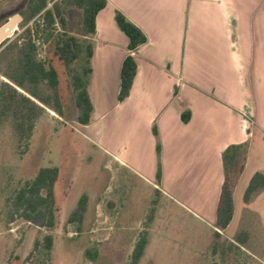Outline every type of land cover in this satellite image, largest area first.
Wrapping results in <instances>:
<instances>
[{"label": "crops", "instance_id": "1", "mask_svg": "<svg viewBox=\"0 0 264 264\" xmlns=\"http://www.w3.org/2000/svg\"><path fill=\"white\" fill-rule=\"evenodd\" d=\"M116 10L148 38L134 51L136 75L121 102L128 38L116 24ZM88 39V125H96L97 143L112 155L114 181L120 183L117 175L127 170L156 196L196 216L216 238L237 245L241 257L264 264V188L244 200L251 176L264 174V0H107ZM184 112L190 114L186 122ZM232 146H239L228 173L233 216L219 230L223 154ZM152 220L160 223L157 207ZM153 237L162 242L164 233Z\"/></svg>", "mask_w": 264, "mask_h": 264}, {"label": "rangeland", "instance_id": "2", "mask_svg": "<svg viewBox=\"0 0 264 264\" xmlns=\"http://www.w3.org/2000/svg\"><path fill=\"white\" fill-rule=\"evenodd\" d=\"M23 1L0 0V25L13 15L21 17L7 43L0 47V80L6 82L3 74L19 51L17 47L4 50L5 45L23 42L24 29L33 27L39 18L29 17ZM54 2L66 17V32L83 39L82 9L68 0H50L48 7ZM48 30L40 25L34 40L38 57L58 72L62 117L51 98L48 105L37 101L41 110L29 137L20 132L14 109L0 121V264H131L133 248L144 231L148 243L138 264H255L253 259L241 257L237 245L224 237L216 238L196 216L156 196L155 190L134 174L121 170L117 175L121 182L114 181L113 158L97 143L96 125L77 120L79 110L74 104L70 72L55 49L56 31ZM83 58L71 64L72 70H81ZM41 91L44 96L54 93L46 84L41 85ZM51 166L59 168V177L55 225L49 228L39 225L38 216L32 221L21 217L14 199L40 167ZM83 195L87 199L81 220L69 221ZM156 207L158 225L148 221ZM158 231L164 233L162 242L153 237ZM47 234L52 236L50 250L44 247ZM93 252L97 255L92 258Z\"/></svg>", "mask_w": 264, "mask_h": 264}, {"label": "trees", "instance_id": "3", "mask_svg": "<svg viewBox=\"0 0 264 264\" xmlns=\"http://www.w3.org/2000/svg\"><path fill=\"white\" fill-rule=\"evenodd\" d=\"M70 4L82 9V35L83 39L66 32V17L61 7L54 2L48 7L50 0H24L23 3L29 10V17L38 19L34 21V26H27L24 29V41L19 45L17 42H9L5 45L4 50L18 48L19 55L17 59L4 72L3 76L9 82L0 80V121L7 111L14 109L17 126L20 132L29 137L34 127L35 119L38 116L41 107L40 102L48 105L50 99H53L57 114L62 117L61 104L57 87L59 77L57 70L51 63L45 59H40L39 48L34 38L38 37L40 25L45 29L55 32V49L59 58L69 69L71 77V86L74 93V104L79 110L77 120L80 124H88L91 119L93 110L92 101L87 89L89 76L92 73L91 57L93 54L92 43L89 41L95 33L96 15L107 5V0H68ZM115 21L118 28L127 36V54L122 60L120 67V83L117 100L123 101L129 94L134 77L136 75V61L134 51L147 42L148 38L143 30L130 21L120 10L115 11ZM60 28L57 30L56 25ZM48 30V33H50ZM50 36V34H48ZM7 38L1 45L7 43ZM81 70H72L71 64L83 57ZM46 84L54 90L53 96H44L41 91V85ZM17 88L22 89L26 94L20 92ZM176 92V91H175ZM189 112L182 113L184 122L189 119ZM153 134L158 135L157 128L153 127ZM239 146H232L226 149L223 154V163L225 167V180L221 187L219 202L217 206L216 227L223 230L227 227L233 216V198L232 191L228 183V173L236 161V150ZM157 154V174L156 179H161V145L156 143ZM59 177V168L56 166L40 167L36 175L26 181L23 186L16 192L14 205L21 217L28 221L34 220L36 216L40 218V226L52 228L55 225L56 199L55 184ZM260 188H264V174L255 172L244 192V200L247 201L250 195ZM86 196L79 198L78 205L70 214L69 221L81 220L85 211ZM152 208L148 215V221L153 219ZM218 234V232H216ZM148 243L145 231L137 240L132 254L131 264H138L144 254L145 247ZM38 246V242L34 243ZM52 246V236L47 234L44 237V247L50 250ZM90 253L88 250L86 251ZM96 252L92 253V258ZM211 264H217L212 262Z\"/></svg>", "mask_w": 264, "mask_h": 264}, {"label": "water", "instance_id": "4", "mask_svg": "<svg viewBox=\"0 0 264 264\" xmlns=\"http://www.w3.org/2000/svg\"><path fill=\"white\" fill-rule=\"evenodd\" d=\"M21 17L19 15L11 16L7 22L0 25V45L11 36L15 30L16 24L20 22Z\"/></svg>", "mask_w": 264, "mask_h": 264}]
</instances>
